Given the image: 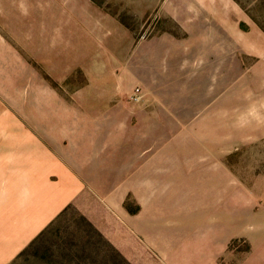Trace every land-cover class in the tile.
Segmentation results:
<instances>
[{
    "label": "rangeland",
    "instance_id": "1",
    "mask_svg": "<svg viewBox=\"0 0 264 264\" xmlns=\"http://www.w3.org/2000/svg\"><path fill=\"white\" fill-rule=\"evenodd\" d=\"M20 96L111 119L128 195L122 219L85 192L12 264H264V0H0V100Z\"/></svg>",
    "mask_w": 264,
    "mask_h": 264
},
{
    "label": "crops",
    "instance_id": "2",
    "mask_svg": "<svg viewBox=\"0 0 264 264\" xmlns=\"http://www.w3.org/2000/svg\"><path fill=\"white\" fill-rule=\"evenodd\" d=\"M20 98L0 100V264L14 263L87 191L127 216V141L116 124L18 116L12 111L46 105ZM133 161L141 180L142 155ZM211 259L185 264H218Z\"/></svg>",
    "mask_w": 264,
    "mask_h": 264
},
{
    "label": "built area",
    "instance_id": "3",
    "mask_svg": "<svg viewBox=\"0 0 264 264\" xmlns=\"http://www.w3.org/2000/svg\"><path fill=\"white\" fill-rule=\"evenodd\" d=\"M142 96H143L142 89L140 87H136L132 94L133 100H140Z\"/></svg>",
    "mask_w": 264,
    "mask_h": 264
}]
</instances>
